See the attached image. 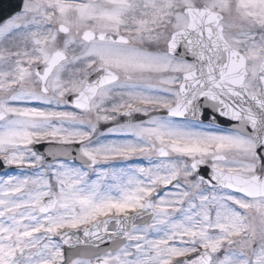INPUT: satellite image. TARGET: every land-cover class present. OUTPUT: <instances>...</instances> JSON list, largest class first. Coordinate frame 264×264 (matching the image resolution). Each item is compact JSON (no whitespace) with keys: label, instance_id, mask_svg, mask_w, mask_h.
Here are the masks:
<instances>
[{"label":"snow or ice","instance_id":"obj_1","mask_svg":"<svg viewBox=\"0 0 264 264\" xmlns=\"http://www.w3.org/2000/svg\"><path fill=\"white\" fill-rule=\"evenodd\" d=\"M0 264H264V0H0Z\"/></svg>","mask_w":264,"mask_h":264}]
</instances>
